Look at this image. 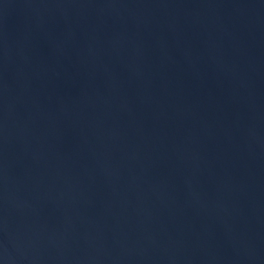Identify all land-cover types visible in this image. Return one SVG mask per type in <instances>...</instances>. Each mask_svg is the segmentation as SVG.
<instances>
[{"label": "water", "instance_id": "water-1", "mask_svg": "<svg viewBox=\"0 0 264 264\" xmlns=\"http://www.w3.org/2000/svg\"><path fill=\"white\" fill-rule=\"evenodd\" d=\"M0 264H264V0H0Z\"/></svg>", "mask_w": 264, "mask_h": 264}]
</instances>
